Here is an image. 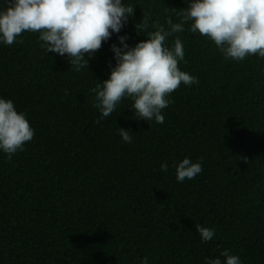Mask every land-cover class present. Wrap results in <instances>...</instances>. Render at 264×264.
<instances>
[{
    "label": "trees",
    "instance_id": "1",
    "mask_svg": "<svg viewBox=\"0 0 264 264\" xmlns=\"http://www.w3.org/2000/svg\"><path fill=\"white\" fill-rule=\"evenodd\" d=\"M125 3L135 7L119 34L129 45L145 39L135 31L142 19L150 32L187 6ZM175 35L179 67L199 84L171 94L163 124L131 119L130 98L96 122L90 89L115 65L116 34L80 72L47 53L39 33L0 45V97L34 129L11 160L0 152V264H204L225 249L242 264H264V58L225 60L189 25ZM118 128L136 134L133 142ZM186 157L202 161V172L177 182L174 165ZM196 224L214 228L213 240L202 243Z\"/></svg>",
    "mask_w": 264,
    "mask_h": 264
},
{
    "label": "clouds",
    "instance_id": "2",
    "mask_svg": "<svg viewBox=\"0 0 264 264\" xmlns=\"http://www.w3.org/2000/svg\"><path fill=\"white\" fill-rule=\"evenodd\" d=\"M134 6L125 0H0V45H12L24 32L39 33L38 39L47 53L66 57L75 72L88 69L102 44L117 35L118 44L111 45L115 65H109L106 80L94 88V107L100 123L109 117L123 99L133 101L131 119L163 124L162 111L171 103V94L181 84L192 86L199 79L179 67L185 59L179 36L189 25L212 41L225 60L244 61L246 57L264 58V0H187V6L164 18L163 23L147 21L135 24V31L147 32L145 39L134 45L129 36L119 35L134 15ZM139 35V34H138ZM141 36V35H140ZM174 37L169 46L166 41ZM134 110V112H133ZM123 142L132 143L134 133L118 128ZM34 137L27 115L18 112L11 99L0 97V152L11 160ZM247 163V159H244ZM177 182L191 180L202 172V161L184 158L174 165ZM169 165L161 164L167 173ZM201 242L212 241L215 229L195 225ZM140 264H149L147 257ZM204 264H242L239 255L225 249Z\"/></svg>",
    "mask_w": 264,
    "mask_h": 264
}]
</instances>
